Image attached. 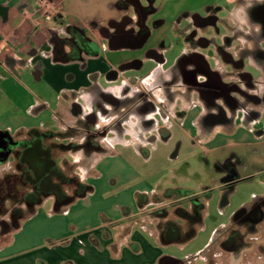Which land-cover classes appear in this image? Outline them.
<instances>
[{
	"label": "crops",
	"instance_id": "0c3cea01",
	"mask_svg": "<svg viewBox=\"0 0 264 264\" xmlns=\"http://www.w3.org/2000/svg\"><path fill=\"white\" fill-rule=\"evenodd\" d=\"M49 1L59 15L34 28L22 8H33L35 0H0V91L8 95L6 87H11L16 75L28 86L31 84L33 90L44 89L45 94L39 97L19 98L20 104L14 108L20 109L23 104L37 115L50 104L57 106L55 116L61 118L62 127L41 130H71L72 136L65 141L76 144L75 152L84 150V157L72 156L74 173L92 189L59 210L54 208V200L46 208L49 196L45 197L0 245V264H159L163 257L173 258L163 255L161 246L185 243L196 230L193 228L188 238L183 235L177 241L161 239L157 227L161 218L157 213L165 210L164 220L183 227L187 219L180 218L175 210L183 208L192 216L191 199L193 195L198 199V194L164 195L172 188L153 187L143 178L150 171L144 172L137 165L150 160L159 145L164 148V141L177 128L191 140L194 154L213 166L219 175V187L228 193L231 189L224 179V164L232 163L237 173L232 186L243 177H252L254 171L248 167L264 175V156L251 155H264V116H253L241 109L235 112L233 121L227 114L226 118H209L215 113L205 112L209 106L201 90L192 87V92L185 94L190 85L186 78L189 60L194 55L205 60L206 55L199 48L173 43L167 35L174 29L165 28L164 20L147 27L148 33L141 39L133 0ZM137 1L146 7L142 0ZM192 14L195 12L184 14L186 23L180 21L183 16L177 18L178 29L190 21ZM115 26L122 33L130 30L131 35L114 45L102 28L114 32ZM70 27L87 38L94 51L82 50L73 59L61 60L54 47L63 42V53L72 51ZM139 86L150 87L154 107L141 106L134 99V88ZM170 91L173 94L169 96ZM47 93L51 95L49 100ZM262 105L264 96L258 105L250 101L247 109L257 110ZM199 121L205 130L202 143L193 139ZM103 126L106 133L97 140L98 149H85L82 143L87 132ZM31 128L38 127L22 128L16 133L19 135L12 137L23 139ZM241 168L247 171L243 173ZM168 203L172 216L165 206ZM202 209L200 218L194 216L192 227L202 223Z\"/></svg>",
	"mask_w": 264,
	"mask_h": 264
},
{
	"label": "rangeland",
	"instance_id": "374dc122",
	"mask_svg": "<svg viewBox=\"0 0 264 264\" xmlns=\"http://www.w3.org/2000/svg\"><path fill=\"white\" fill-rule=\"evenodd\" d=\"M261 1L152 0L150 3L149 0H142L141 4L143 6L150 5L153 8L143 18L146 27L150 28L156 21L164 20L165 28L174 29L171 32L168 30L169 34L167 35L173 40V43L179 41L182 46L201 49V52L206 55V57L203 56L210 70L219 74L221 82L231 84L237 80L236 75L232 74L243 71L250 75L251 81L257 85L258 90L262 91L264 90L263 69L261 65L256 64L251 56L253 49L257 48L259 52L264 49V39L257 41L251 39V35L257 31L259 24L252 22L250 12L247 11L249 6ZM194 12L202 16L215 14L217 21L203 23L201 26L188 31H183L185 24L181 29H178L180 22L177 18L183 16L180 21L186 23L187 15L184 14ZM226 54H229L232 60H226ZM234 60L241 61V67H237ZM17 77V75L14 76L15 79L12 80L11 87H6L8 95L6 92L0 91V130H7L12 136L19 135L16 133L22 128L38 127L52 130L61 128L62 125L59 122L61 118L57 119L55 116L57 107L55 104L48 105L46 109L37 115L32 114L23 104L20 109L16 110L14 108L20 104L17 102L18 99L23 98L25 95L39 97L40 93L45 94L44 89L39 85L37 86L41 89L33 90L31 84L28 86L24 80ZM191 92V90H185L186 95ZM169 93L170 96L173 91ZM1 95H6L8 98H2ZM45 97L49 100L51 95L47 93ZM215 102L223 107L222 98H218ZM257 110L259 111L258 114L264 116V105ZM208 111L216 113L217 110L209 106L205 112ZM226 114L229 120L232 121L236 115L235 111L228 112V110ZM261 124L264 126V120ZM233 125V123L229 124L228 128ZM257 128L260 129V126L258 125ZM79 132H75V135L78 136ZM204 133L203 123L199 121L198 130L194 131V141L202 143ZM74 137L73 140L77 141L78 138ZM65 140L67 139L58 137L47 142L64 143ZM164 143L166 144L163 146L164 148L159 145L156 149L157 152L154 151L150 160L137 165V168L144 172L150 171L149 175L145 176L144 174L143 178H146V181L153 187L158 185L159 188H179L186 192L198 194L199 203H203L204 208L201 210L202 223L193 226L194 231L196 230L195 236L185 243L162 245L163 255L183 260L184 264H264V224H260L255 233L245 238V243L238 251H229L218 244V241L226 236L227 229L231 226L232 217L234 218L236 211L243 207H250L264 197V175H260V172H255L253 167L246 165L250 172L254 171L252 177L250 179H244L243 177V179L236 181L228 194L219 187V175L215 172L213 166H209L202 156L194 154L191 140L182 131L174 128L172 135ZM76 148L64 149L59 145L53 148L54 159L66 177L75 175L76 168L72 162V156L79 154L78 156L84 157V150L78 149L75 152L74 149ZM251 155H255L257 158L264 156L260 152ZM172 156L174 157L172 158ZM70 167L73 169L69 170ZM16 170L15 159L9 157L6 162L0 164V179L5 174ZM244 171L247 170L242 169L243 173H245ZM62 187L66 193H72L69 186L63 185ZM17 188L24 190V192H32V189L27 187L17 186ZM4 190L5 188L0 187V245L8 240L16 227L17 223L14 217L17 218L19 223L35 207L32 203H25L23 200L8 195ZM224 194L227 196L226 204L222 202ZM29 198L32 197L27 195L28 200ZM53 200V197L49 196L44 206L47 208L50 204L53 205ZM170 205L168 203L165 206L168 208L170 216H172ZM216 230L218 232L214 235Z\"/></svg>",
	"mask_w": 264,
	"mask_h": 264
},
{
	"label": "flooded vegetation",
	"instance_id": "af4514ba",
	"mask_svg": "<svg viewBox=\"0 0 264 264\" xmlns=\"http://www.w3.org/2000/svg\"><path fill=\"white\" fill-rule=\"evenodd\" d=\"M133 4H135L136 6L138 13L137 21L140 24L138 34H141L142 36L148 33L147 27H145L142 22L144 13L138 8L139 4L137 0H133ZM248 9L249 10L247 11L250 12L249 15L252 22L259 24V28L251 35V39H253V41L264 39V0L255 3L253 6H249ZM190 16V21L185 25L183 31L192 30L197 26H201V24L203 23H214L217 21V17L215 16V14L202 16L195 13ZM102 31L111 39L114 45L131 35L130 30L122 33L117 26H115L114 32H109L107 28H102ZM251 57L253 60H255L256 64L261 65L264 68V49H262L260 52L259 50H257V48L253 49ZM225 58L226 60H232V57L229 54H226ZM189 61L191 62V67L186 72V78L189 81L190 85L187 87V89L191 90V88L194 87L198 90H201L202 97L205 100L206 105L216 108V113L210 115L209 118H226L227 110L228 112H236L241 109H244L247 114L250 113L253 116L258 115V110H249L247 109V107L250 101L258 105L259 102H261V97L264 96V92H259L257 85L251 81V77L248 73L243 71L235 72L232 75H236L237 80L233 81L231 84H224L220 82L219 74L210 70L208 63L202 57L194 55ZM234 63L237 67H241L242 65V62L238 60H234ZM241 84H243L244 86H242ZM134 92L136 93L134 99L140 102L141 106L154 107L152 90L149 86L136 87L134 88ZM230 93L235 97H231L229 95ZM218 98H222L223 107L225 109L221 107L219 103L215 102V100H217ZM105 131V126L98 127L95 131L89 130L85 135L82 146L85 149H98L99 145L97 140L103 139L106 133ZM18 143V140L14 137L10 139L6 138V140L2 142L0 139V160H2L0 164L6 162L9 157H11L15 159V168L17 169L12 173L5 174V176L0 179V187H3V189L5 188V190H7L6 186L10 187V185L12 184L11 190L9 188V195L13 196L14 198H18V200H23L26 203L28 194L24 192V190H19L17 188V186L23 187V185L21 184L25 182V171L21 169V165L19 162V159L22 155V148ZM6 153L7 156L4 157ZM232 166V163L224 164V167L226 169V176L224 179L226 180L227 186H231L235 180V177L232 180H227V178L231 177L235 173ZM191 200L194 207V214L188 217L186 224L183 227H180L175 223H170L171 220H164L163 218H165L167 213L165 215L162 214V210L157 213V215L161 218V221L157 226L161 234V239H163L164 237L167 240H175L176 237H178V239H182L183 235L188 238L190 233H192V222L194 216L197 214L198 199L196 197H193ZM263 204L258 203L247 207L240 215L235 216L231 226L227 229L226 236L224 237V239L218 241V244H220V246H222L223 248H227L229 251H238L243 243H245V238L250 234L255 233L257 227L260 224H264ZM14 219L17 223L16 226H18L20 222L18 223L16 217H14ZM178 232L180 233L178 234ZM159 264H184V261L163 257L161 258Z\"/></svg>",
	"mask_w": 264,
	"mask_h": 264
},
{
	"label": "trees",
	"instance_id": "16d2710c",
	"mask_svg": "<svg viewBox=\"0 0 264 264\" xmlns=\"http://www.w3.org/2000/svg\"><path fill=\"white\" fill-rule=\"evenodd\" d=\"M152 1V0H149ZM140 11L146 15L148 12L152 11L153 8L149 5L146 7L138 6ZM159 21H156L158 23ZM71 36L68 39L71 43V46H74L71 52L63 53V42H60L58 45L54 47L55 54L58 59L67 60L73 59L78 56L80 51H86L91 53L94 51V45L81 34H77V31L74 28L70 27ZM147 33L141 36V39L146 37ZM79 36V37H78ZM71 130L64 131H52V130H41L39 128H31L27 130L26 136L23 139L18 140L19 146L22 148V155L19 159L21 169L25 171V182L21 185L23 187H27L32 189V192H26L28 196L32 198L27 199V203H32L34 206L41 203V201L48 196H52L54 198V208L56 210L61 209L63 206L68 205L72 201H74L78 197H82L91 191L92 187L84 182H81L79 178L74 175L70 177H66L64 175L63 170L59 167L58 163L54 159L53 148L56 145L59 147L68 149L77 147L76 144L72 142H64V143H54L47 142L50 140H54L55 138L62 137L64 139H68L72 135H70ZM72 167V166H71ZM68 168L72 170L73 168ZM63 185L69 186L72 189V193L68 194L63 190ZM11 186L7 187V194L9 195V188L11 190ZM232 185L229 186V189H232ZM36 191V192H35ZM168 193H175L181 197L188 195V192L179 188L168 189L164 195H168ZM193 197H197L196 195ZM226 194L222 197V202H226ZM264 203V197L259 199L254 203ZM203 204H197V214L196 218H200V209H202ZM35 208V207H34ZM244 207L240 208L236 211L235 216L240 215L244 211ZM34 209H32L29 213H27L23 218L28 217ZM176 215H178L182 219H188L190 217V213L183 208H177L175 210ZM162 214H166L165 210L161 211ZM174 223V222H170ZM19 225V224H18ZM16 226L14 230L17 228ZM13 230V231H14ZM178 237L175 240H167V241H177Z\"/></svg>",
	"mask_w": 264,
	"mask_h": 264
},
{
	"label": "built area",
	"instance_id": "2783aa9c",
	"mask_svg": "<svg viewBox=\"0 0 264 264\" xmlns=\"http://www.w3.org/2000/svg\"><path fill=\"white\" fill-rule=\"evenodd\" d=\"M22 14L32 21L34 28L41 26L43 20H55L59 12L49 0H35L33 8H22Z\"/></svg>",
	"mask_w": 264,
	"mask_h": 264
},
{
	"label": "water",
	"instance_id": "95a60500",
	"mask_svg": "<svg viewBox=\"0 0 264 264\" xmlns=\"http://www.w3.org/2000/svg\"><path fill=\"white\" fill-rule=\"evenodd\" d=\"M6 138H12L11 137V135L9 134V132L8 131H2V130H0V139H1V142L2 141H5L6 140ZM7 156V153L4 155V157H6ZM2 160H0V162H1ZM237 176V173H234L231 177H229V178H227V180H232L234 177H236Z\"/></svg>",
	"mask_w": 264,
	"mask_h": 264
}]
</instances>
